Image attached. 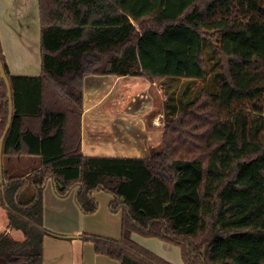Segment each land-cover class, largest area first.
Segmentation results:
<instances>
[{"label":"trees","instance_id":"1","mask_svg":"<svg viewBox=\"0 0 264 264\" xmlns=\"http://www.w3.org/2000/svg\"><path fill=\"white\" fill-rule=\"evenodd\" d=\"M39 10V75L12 74L0 46L14 106L0 201L23 234L0 233V264H44V237H64L44 226L49 178L61 196L77 188L85 214L98 208L95 192L114 196L121 238H80L120 264H173L133 232L181 246L186 264H264V0H39ZM207 45L219 63L215 91L182 93V107L164 114L162 148L141 158L83 153L87 75L205 82ZM8 115L0 75V139ZM27 157L38 161L27 176L5 167Z\"/></svg>","mask_w":264,"mask_h":264},{"label":"crops","instance_id":"2","mask_svg":"<svg viewBox=\"0 0 264 264\" xmlns=\"http://www.w3.org/2000/svg\"><path fill=\"white\" fill-rule=\"evenodd\" d=\"M0 46L12 74L32 76L41 73L42 55L39 0H0ZM132 77L87 75L84 78L82 150L85 155L141 158L151 154V151L159 144L163 133V129L161 128L165 113L164 111L154 112L155 107L153 102H150L147 106L142 105L141 103L144 102L142 99L143 93L141 94L140 91H137L138 97L132 98V101L127 100V103H129L127 105L103 106L98 103L90 106L93 100L90 92H95L98 96L103 93L105 97L106 84L110 83L114 85L116 80L122 81ZM136 77L150 82L144 77ZM121 81L119 83L121 95L131 93L129 90H122ZM96 82L99 84L95 86L93 83L97 84ZM150 83L151 86L155 85V83ZM137 98H140L139 101H137ZM35 162V165H37L38 161L35 160ZM35 162L28 157L20 158L21 172L27 173V176L33 171V163ZM51 182L53 180L49 178L45 188L51 186ZM73 191L77 193V188ZM45 193L44 189V226L47 223L46 210L50 203L49 200L52 199L55 206L59 202L58 197L51 196L50 193L49 197L45 198ZM62 206H65V204H62ZM57 209L59 212L61 210L64 212V209L61 207ZM2 215L4 216V221L0 222V228L2 229L0 233H8L14 238L22 240V232L9 227L7 211ZM78 216L82 219L86 215L85 213H80ZM120 223H122V218ZM87 229L83 225H78L74 228H58V230L51 228V231H54L53 233L64 237L52 235H49L51 239L47 235L44 237L46 264H120L116 260L98 255L91 242L80 238L82 234L88 233ZM14 232H16V237L14 236ZM120 236H122V231ZM108 237L111 238L112 236ZM118 237L116 238L120 239ZM132 239L137 242L133 237ZM47 240L50 243L49 252L45 251Z\"/></svg>","mask_w":264,"mask_h":264},{"label":"rangeland","instance_id":"3","mask_svg":"<svg viewBox=\"0 0 264 264\" xmlns=\"http://www.w3.org/2000/svg\"><path fill=\"white\" fill-rule=\"evenodd\" d=\"M205 59H206V66L209 75L213 73V76L209 78V80H206L205 82L198 80L189 83L186 82V80L184 79L181 80L168 79L166 80L167 86L163 87V85H161L160 83H157L155 85L153 84V86H151L150 82L146 80H140L142 78L133 76L130 79H124L122 81L116 80L114 85L110 83L106 84L105 97L103 96V93H101V95L98 96V94L96 95L95 92L93 93L90 92V96L94 100L91 101L90 106H94L98 103L99 105H103V106L127 105L129 104L127 103V100L132 101V98L138 97L137 91H140L141 94L143 93L142 99L144 102L141 103L142 105L147 106L148 104H150V102L151 103L153 102L155 107L154 112L164 111V113H169L170 115H172V113H174L176 110L174 106L176 107L177 105L182 107V104L180 102L182 93H184L185 95V97H183V100L185 99L187 101H190L194 99V97L197 95V93L200 91L202 87H205L210 91H215L214 77L215 74L219 72V63L214 47L210 45L206 46ZM120 81L122 84V90H129L131 93L128 92L129 94L121 95V86L119 85ZM96 83L97 84L95 83L93 84L95 86L99 84L98 82ZM149 86L151 87L148 89ZM144 87H146L147 90ZM142 90H146V91H142ZM139 99L140 98H137V101H139ZM164 119L165 117L163 118V120ZM148 120L150 121V119ZM164 125H165V121L163 122V126L161 128L163 129V133H164ZM162 137L156 149L157 148L160 149L163 147ZM5 167L7 169L12 168L16 175H21L20 173H22L20 170V159H15V158L10 160L6 159ZM75 189L76 188L72 189L68 195L61 196L60 194L57 193L55 189L54 181L51 182V186L45 188V192H46L45 198H47V196L49 197V193H50L51 196L52 195L55 197L57 196L59 199V202H57L56 206L53 204L52 199L49 200L50 203L46 210L47 223L45 224V228L48 230V232L51 233L54 232L53 230L51 231V228H55V230H58V228L59 229L74 228L77 227L78 225H83L88 228L87 232L90 234H95L103 237L112 236L111 238L117 239L116 237L120 236L122 231V227H121L122 223H120L122 218V210L114 211L111 208L112 202L114 201V196L104 190L95 192L93 196L98 203V208L96 212L92 214H85L86 216H83V218L80 219L78 214L80 213L83 214L84 212L82 211L81 207L77 202L76 199L77 193L73 191ZM3 190H4V186L3 183L1 182V177H0V192L2 193ZM33 195H34L33 188L31 187V184H28L22 192L23 199L28 200ZM62 204H65V206H62ZM58 207L64 209V212H62L63 210L59 212V210L57 209ZM6 208L7 207L3 205L0 201V222L4 221V216L2 214H4L5 211H7ZM1 230L2 229L0 228V232ZM49 235L50 234L48 233L47 236L49 237V239H51ZM14 236L15 237L17 236L16 232H14ZM132 237L137 242L149 248V250L153 251L160 257L167 259L174 264H186V262L183 259V252L181 246L168 243L157 237H146L139 234L138 232H133ZM118 238H121V236ZM49 250H50V243L47 240V242L45 243V251L49 252ZM46 260L47 258L44 254L45 264H46Z\"/></svg>","mask_w":264,"mask_h":264},{"label":"water","instance_id":"4","mask_svg":"<svg viewBox=\"0 0 264 264\" xmlns=\"http://www.w3.org/2000/svg\"><path fill=\"white\" fill-rule=\"evenodd\" d=\"M0 75L1 78L4 80L7 90H8V99H9V115H8V122L5 127L4 133L0 139V177H1V182L3 183L4 180L2 178L3 176V147L5 143L6 136L11 128L12 120H13V114H14V106H13V101H12V91H11V85L9 82V79L7 77V74L5 72L4 66L2 61L0 60Z\"/></svg>","mask_w":264,"mask_h":264}]
</instances>
